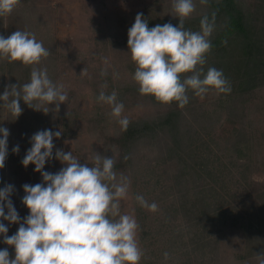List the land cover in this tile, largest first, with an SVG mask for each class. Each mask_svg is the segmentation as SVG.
<instances>
[{
	"label": "rangeland",
	"instance_id": "1",
	"mask_svg": "<svg viewBox=\"0 0 264 264\" xmlns=\"http://www.w3.org/2000/svg\"><path fill=\"white\" fill-rule=\"evenodd\" d=\"M214 1L218 0H208L207 4L194 0L195 11L184 20V28L199 31V18ZM236 1L246 15L244 24L255 52L250 53L243 42L229 36L212 47L201 67L205 73L209 67L222 70L231 91L217 93L213 89L201 98L189 90V103L183 108L176 102L165 104L139 93L132 79L136 65L127 45L128 29L137 13L153 22L149 28L165 23L178 26L172 0H20L11 14L0 17V35L29 31L43 42L50 55L35 67L46 68L50 79L62 84L68 94L58 110L54 103L42 104L47 113L21 100L23 112L16 119L0 106V127L10 132L0 188L14 186L10 199L21 223L29 214L22 203V186L43 182L34 164L25 167L21 163L37 131L61 132L59 138H53V159L46 162L43 171L56 173L64 167L54 158L57 149L71 151L88 166L93 165L97 153L113 157L115 164L120 161L123 149L119 138L124 127L110 115V105L97 101L101 91L106 95L115 91L117 102L124 104L121 118L129 122L144 119L157 124L168 111H179L178 132L159 126L135 138L128 165L114 170L131 180L120 212L132 216L139 225L137 240L143 251L139 264H258L257 255L264 254V0ZM225 23L224 17L214 23L211 43L225 32ZM32 67L0 60V95L8 85L19 88L29 82ZM102 70L107 74L102 76ZM17 145L19 152L13 153ZM193 161L205 170L198 169L199 176L189 169L182 175V168ZM137 195L149 204L155 202L158 210L141 207ZM194 195L200 203L193 205ZM195 205L203 214L190 212ZM205 209L208 213L220 210L229 224L244 219L242 222L255 227L258 237L263 238L261 247L247 248L248 227L230 228L227 222L219 226V221H210L208 215H214ZM0 223L8 227V236L19 228L18 223L2 217ZM3 238L0 234V250L6 248L14 258V247Z\"/></svg>",
	"mask_w": 264,
	"mask_h": 264
},
{
	"label": "clouds",
	"instance_id": "2",
	"mask_svg": "<svg viewBox=\"0 0 264 264\" xmlns=\"http://www.w3.org/2000/svg\"><path fill=\"white\" fill-rule=\"evenodd\" d=\"M19 3L20 0H0V17L11 14ZM200 3L207 4L208 0ZM195 8L194 0H172L178 26L165 23L149 28L142 13L135 16L128 29L127 45L136 65L132 79L141 95H152L165 104L176 102L183 108L189 103V90L201 98L213 89L217 93L231 91L222 70L209 67L205 73L201 67L212 49L214 19L210 21L207 15L203 16L199 31L184 28V20ZM49 55V50L32 32L16 30L7 37L0 35V60L33 66L29 82L19 88L17 84L8 85L0 95L3 101L0 106L15 119L23 112L21 100L45 113L49 110L42 108V104L54 103L58 110L67 101L64 86L54 83L46 68L35 67ZM106 74L102 70L101 75ZM97 101L110 105V115L127 127L128 119L121 118L124 104L117 102L115 91L110 95L101 91ZM0 134L2 169L8 154L9 129L0 127ZM60 136V131L45 129L30 138L31 147L21 163L25 167L34 164V171L41 173L43 182L22 186L25 192L22 203L29 209L22 223L10 199L14 186L7 184L0 188V217L19 224L17 232L8 236V227L0 223L3 242L15 251L14 258H10L6 248L0 250V264H139L143 256L137 240L139 225L132 216L120 212V202L127 197L131 185L130 178L117 175L113 157L97 153L93 165L88 166L63 149H57L54 158L64 167L56 173L43 171L46 162L53 159V138ZM12 151L18 153L19 146H14ZM135 199L143 208L158 210L155 202L149 204L142 195ZM164 257L168 258L167 252ZM257 257L258 264H264V254Z\"/></svg>",
	"mask_w": 264,
	"mask_h": 264
},
{
	"label": "trees",
	"instance_id": "3",
	"mask_svg": "<svg viewBox=\"0 0 264 264\" xmlns=\"http://www.w3.org/2000/svg\"><path fill=\"white\" fill-rule=\"evenodd\" d=\"M210 4H211V9L206 14L209 17L210 21H213V19H214V23H215L219 18L224 17L226 19L225 32L221 33L217 37L215 42L212 43V47L220 45L221 42L223 41V39L227 38L229 36L230 38L234 39V37H235V39L243 42L246 46L245 47L246 50L249 51L250 53L253 49H256L253 46V42L251 39L252 36L250 35L249 31L246 30V27L244 24L245 19H246V15H244V12L241 10L240 6H238V3L236 0H218L216 2L215 1L211 2ZM201 18H199L198 23H200ZM145 20L147 21L148 26H150L153 23L147 19H145ZM254 52L255 51L253 50V53ZM251 57H252V55H251ZM159 121H160V123L155 124L153 121L142 119V120H138V121L129 122V124L127 125L126 128L125 127H124V129L122 128L123 132L121 133V137L119 138V144L121 145L123 152L120 156V161L114 165L115 171L119 170L120 168L126 167L128 165V162L130 161L129 160L130 146H131L132 141L135 138L142 136V135H145V133L155 131V130H157V128L159 126L169 128V129H174V130H177V132L180 129L179 111H177V110L168 111L163 117H160ZM238 146H239V144H238ZM241 150H239L240 153H242ZM178 157L181 158V154H178ZM188 169H189V171L195 173L197 176L200 175L201 170L202 171L205 170L204 167H202V168L198 167L197 163L195 161L194 164L188 166V168H186V166H184V168H182V171H181L182 175H184L183 172L185 170H188ZM198 169H201L200 173L198 172L199 171ZM198 173H199V175H198ZM194 196H193V200H192L193 205L196 202L200 203V200H198V198L196 196L195 197ZM192 207L190 208L191 213H193V210H194L195 213H197V214H200V215H201V213L203 214V211L196 208V205L194 208H192ZM206 208H207V206H206ZM206 213H208L207 210H206ZM208 214L214 215V216L208 215V217H209L210 221H212V222L219 221V223H220L219 226L226 225L225 223L227 222L228 226L230 228L240 227L241 229H243L244 227H248L249 231L245 230V231H247V234H246L247 235V248H251V249L253 248L252 250H256L258 247H261V240L263 242V238L261 236L258 237V234L256 233V231H254L255 227H253L251 224H249V225L244 224V222H242V221H244V219L243 220L237 219L236 221L232 220V222L229 224L228 220H226L222 216V213L220 210L217 211L216 213H208ZM228 219H230V218H228Z\"/></svg>",
	"mask_w": 264,
	"mask_h": 264
}]
</instances>
